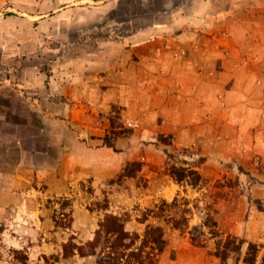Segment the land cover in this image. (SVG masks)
<instances>
[{
  "label": "rangeland",
  "instance_id": "374dc122",
  "mask_svg": "<svg viewBox=\"0 0 264 264\" xmlns=\"http://www.w3.org/2000/svg\"><path fill=\"white\" fill-rule=\"evenodd\" d=\"M230 2L0 0V264H264V241L248 237L264 219V87L234 109L243 96L219 77L230 64L202 55L210 28L230 36L214 13L230 23ZM187 88L189 105L158 111ZM25 89L45 92L42 115L16 98ZM60 156L77 172L52 181L64 195L40 171ZM106 214L138 236L130 248H111ZM70 241L96 253L63 258Z\"/></svg>",
  "mask_w": 264,
  "mask_h": 264
},
{
  "label": "crops",
  "instance_id": "0c3cea01",
  "mask_svg": "<svg viewBox=\"0 0 264 264\" xmlns=\"http://www.w3.org/2000/svg\"><path fill=\"white\" fill-rule=\"evenodd\" d=\"M249 0H231L230 2V23L226 21V17L221 14H218V10H215V15L216 18H218L217 22H224V25L227 26L228 30H230V36L226 35L225 33H220L218 27L219 26H214V31L210 28L208 33L211 34L212 36H205L207 39L206 42L203 44L205 45L204 50H202V55L206 57L208 54L209 56L214 54L215 58H219L220 60H224L225 63H229L230 67L228 68L226 65H222L223 71H220L219 77L222 78V75L227 76L231 75L233 78V85L234 89L236 90L234 94V98L237 97L238 94H241L243 96H240L238 101H235V104L233 106L234 109L238 108L239 105L242 104H247L250 101V97L248 95L247 89H249L250 86H255L257 84H260L262 87H264V1H262L261 4H254V6H251L250 3L248 2ZM253 7V8H252ZM228 7L224 9V12H226ZM257 14V15H256ZM229 21V20H228ZM232 21L240 23L242 26L241 28H236L234 25H232ZM217 23V24H218ZM236 23V24H237ZM232 25V27H231ZM238 25V24H237ZM237 30H239L237 32ZM207 32V31H206ZM260 45V50H252V48L248 49V47L251 46V40H253ZM254 42V43H255ZM211 46H215L212 48ZM244 46H246V49ZM242 47V48H241ZM212 49V51H211ZM229 57V60L227 58ZM231 59V60H230ZM256 67V68H255ZM227 71V72H226ZM229 71V72H228ZM215 84L214 88L220 89L221 86V81H218L214 79ZM218 81V82H217ZM212 80L207 79V80H202V90L199 87V90L197 91L198 96L196 97L195 95V100H198L199 107H202V103L209 102V93L210 87L209 83H211ZM246 89H245V88ZM24 97L16 96V98H22L21 101L24 106H28V108L35 107L40 114L42 115L44 113L43 110H47L48 107V102H46L45 98V92L43 90H24ZM44 94V95H43ZM196 94V92H195ZM13 95V91H12ZM43 95V96H42ZM166 98H163L165 101L169 103L166 107L168 108L167 110H158V111H167L168 113H173L174 109L173 106L178 105V104H188L189 105V98H190V91L187 89L184 90H178L176 91V94L174 92H169L165 93ZM42 96V97H41ZM0 98L2 99H8L9 94L7 93H1L0 92ZM13 98V97H11ZM233 98V99H234ZM160 99V98H159ZM16 100H13L14 102ZM10 103H8V107L10 108ZM169 106V107H168ZM163 108V107H162ZM0 111L3 112L4 110L0 106ZM45 119V118H44ZM256 132V131H255ZM264 131L258 132L257 136H263ZM39 155L42 153L41 151L38 152ZM89 166V165H86ZM76 166L72 165L69 162H64L63 157H59V160L57 162H54V167L52 166H40V171L41 174H48L49 179L52 177L54 178L53 180H48L46 179V184L49 186L48 191L53 194H66L68 191L66 188L61 185H55L52 183L54 181L56 183L57 181V176H61L63 173H66V176H68L70 179H75L77 178V175H74L72 177V173H77L73 172L72 170L75 169ZM83 170L79 172V174L82 173L84 175L85 173V168H82ZM54 186V187H53ZM57 194V195H58ZM157 194L152 193L148 194V196H144L145 198L150 197L153 198ZM75 215L77 216V221H78V227L83 228V232L88 231L89 228L92 226V218L90 216L84 215V218H80L79 213H76ZM264 218V216H263ZM132 221H127V224H130ZM263 223V224H262ZM261 224H258L257 226H251V231L248 235V237H252L253 240L257 239L259 241H264V219L262 220ZM83 226V227H82ZM260 229V231L258 229ZM262 228V230H261ZM93 230V227L91 228V231ZM250 238V239H252Z\"/></svg>",
  "mask_w": 264,
  "mask_h": 264
},
{
  "label": "trees",
  "instance_id": "16d2710c",
  "mask_svg": "<svg viewBox=\"0 0 264 264\" xmlns=\"http://www.w3.org/2000/svg\"><path fill=\"white\" fill-rule=\"evenodd\" d=\"M176 180L182 181L183 177H177ZM124 221L121 220L120 218H118L117 216H113L111 214H106L105 220L104 222L101 224L102 227V231L106 234V235H111V236H115V244L112 245L111 248H119V247H123L124 249H128L130 248L132 243L129 244H125L124 241L127 239H134V238H138L137 235L135 234H130L128 232H126L124 230ZM152 228L148 227L147 231L145 232V237L147 238V240L150 243H155L157 245V243L160 241L161 236H159L158 234H156V231H151ZM99 233V232H98ZM100 234V233H99ZM94 241H97V237L95 238ZM145 244V243H143ZM87 246L89 247V249L87 251L84 250V246H78L76 244H72V242L70 241L67 244L63 245V258H68L73 256L76 251L80 256H86V255H90V254H95V246H96V242H88ZM240 247H236V250H239ZM99 254H104L103 251H101ZM25 259H27L26 254H24ZM109 257V256H108ZM118 255H116L114 257L117 258ZM122 256H120L121 258ZM103 259V255L102 257L98 260V264L102 263ZM144 262H141L140 260L138 261V264H143Z\"/></svg>",
  "mask_w": 264,
  "mask_h": 264
}]
</instances>
